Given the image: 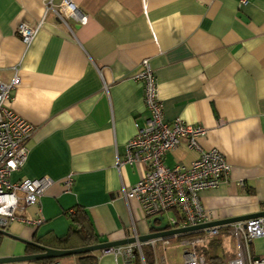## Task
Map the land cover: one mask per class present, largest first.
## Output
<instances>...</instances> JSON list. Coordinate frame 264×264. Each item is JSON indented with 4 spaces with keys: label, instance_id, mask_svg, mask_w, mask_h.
Masks as SVG:
<instances>
[{
    "label": "crops",
    "instance_id": "crops-1",
    "mask_svg": "<svg viewBox=\"0 0 264 264\" xmlns=\"http://www.w3.org/2000/svg\"><path fill=\"white\" fill-rule=\"evenodd\" d=\"M48 1L0 0V82L19 76L8 107L33 128L27 159L10 180L52 181L22 214L43 224L13 223L5 232L52 249H78L55 239L67 234L69 213L80 210L99 244L150 233L137 203L123 196L145 168L117 167L134 123L148 116L143 87L132 79L146 59L165 122L204 127L201 149L217 150L231 166L225 182L200 194L204 209L214 221L264 212V0H74L88 23L69 21L70 30L45 14ZM22 23L41 26L28 47L16 33ZM198 156L181 144L163 162L172 168ZM221 230L209 244L216 252L232 239ZM25 248L3 237L0 258L32 255ZM249 251L264 258V239L252 241ZM93 256L96 264H115L101 252ZM214 257L206 258L220 264ZM56 264L79 261L71 256Z\"/></svg>",
    "mask_w": 264,
    "mask_h": 264
},
{
    "label": "built area",
    "instance_id": "built-area-1",
    "mask_svg": "<svg viewBox=\"0 0 264 264\" xmlns=\"http://www.w3.org/2000/svg\"><path fill=\"white\" fill-rule=\"evenodd\" d=\"M246 2L241 1V5ZM55 17L70 30L69 21L80 26L88 23L74 0H61L54 5L52 0L46 4L47 13ZM40 24L30 26L22 23L17 28V36L28 47L40 30ZM143 87V101L147 112L144 123H134L135 135L126 146L125 155L117 158V167L124 165H142L145 168L142 178L127 190H123L125 201H134L146 220L163 217L169 212L173 217L163 221L167 230L195 227L214 222L211 212L204 209L200 194L217 188L225 182L231 172V166L217 151H204L198 144L199 138L207 130L200 126H190L180 119L165 122L161 103L158 99V87L155 73L148 59L140 63V71L132 77ZM20 85L16 74L9 83L0 82V230L6 231L13 223L37 228L43 224L41 217L24 218L26 208L39 204L41 197L52 185L48 178L11 182L10 177L25 163L28 155L26 146L33 128L15 115L8 107L12 92ZM106 89V86H104ZM181 144L198 153V158L189 165H164V157L174 152ZM72 177H67L65 185L70 188ZM241 185V183H240ZM228 234L237 244V253L228 264H264V258H253L249 245L257 239H264V220L253 219L223 227H214L197 233L179 235L171 238L149 240L145 243L111 248L101 252L102 256H111L115 264H148L143 248L152 252L151 264H164V255L172 240L176 247L187 248L182 259L183 264H212L204 255L205 248L222 232ZM187 236V237H186ZM190 236V237H188ZM185 237V238H184ZM137 239V237H135ZM157 251L161 256L157 257Z\"/></svg>",
    "mask_w": 264,
    "mask_h": 264
},
{
    "label": "water",
    "instance_id": "water-1",
    "mask_svg": "<svg viewBox=\"0 0 264 264\" xmlns=\"http://www.w3.org/2000/svg\"><path fill=\"white\" fill-rule=\"evenodd\" d=\"M253 219H264V212L249 215V216H244V217L222 220V221H214L208 224L198 225V226L189 227V228H181V229H176V230H167V225L166 223L163 222V217H156L152 219L150 222V233L148 235L139 236L137 237V239L133 238V239H126L122 241L107 242V243H102V244H98L95 246L82 247V248L72 249V250H57V249L48 248V247L41 246L33 242L24 241L18 237L11 236L5 231L0 230V235L4 237H9L25 245H32L38 248V250L40 251V253H37V254L25 255L21 257L0 258V264H13V263H24V262H39V261H44V260H57V259H62L66 257H71V256H79V255H85V254H90V253H95V252H102L104 250H109L111 248L133 244L136 241L140 243H145L149 240H154V239L171 238V237L179 236V235L193 234V233H197L202 230H205V229L214 228V227H223V226H227V225H231V224H235L239 222H246V221L253 220ZM156 223H159V225H156Z\"/></svg>",
    "mask_w": 264,
    "mask_h": 264
},
{
    "label": "trees",
    "instance_id": "trees-1",
    "mask_svg": "<svg viewBox=\"0 0 264 264\" xmlns=\"http://www.w3.org/2000/svg\"><path fill=\"white\" fill-rule=\"evenodd\" d=\"M69 220H70V228L67 232V234L63 237L56 238L57 245L62 246V247H71L73 245H77L78 247H90V246H95L98 245V239L97 237L91 233L90 231V223L87 221V217L85 214L81 213L80 210L76 212H70L69 213ZM222 234V232H221ZM220 234V235H221ZM4 236L0 235V244L1 240L3 239ZM187 237V236H186ZM190 237V236H188ZM185 238V237H184ZM36 244H39L41 246H46L43 244L41 241H36L33 242ZM25 252L27 254H37L40 253L38 248L32 246V245H25ZM99 253V252H97ZM204 255L206 256L207 252L204 250L203 251ZM94 253L90 254H85V255H79L75 256L77 257L79 264H96V259L93 256ZM143 254L148 262V264L152 263V252L147 249L146 247L143 248ZM215 258V257H214ZM60 259L57 260H44V261H39L37 263H42V264H56Z\"/></svg>",
    "mask_w": 264,
    "mask_h": 264
},
{
    "label": "rangeland",
    "instance_id": "rangeland-1",
    "mask_svg": "<svg viewBox=\"0 0 264 264\" xmlns=\"http://www.w3.org/2000/svg\"><path fill=\"white\" fill-rule=\"evenodd\" d=\"M168 214L171 216L172 212H169ZM151 220L152 219L144 222L145 225L150 224ZM165 221H167L166 216H165ZM222 238H224V236ZM222 238H220V239L222 240ZM223 240L225 241V239H223ZM176 245H177V242L175 240H172L170 245H169V248L165 252V255H164V260H165L164 262L165 263L164 264H183L182 256H183L184 251H186L188 249L187 248H179V247H176ZM210 246L211 245H208L205 248V251L207 252L206 257L212 258L214 256H218V258L221 259L220 264H228L229 257H230L229 253H232V251L236 250V242L233 239H229L227 248H220L217 252H216L217 247L216 248L214 247V249H212V248H210ZM156 253H157L156 254L157 257L159 255L161 256L160 251H157ZM213 264H218V263L213 262Z\"/></svg>",
    "mask_w": 264,
    "mask_h": 264
}]
</instances>
